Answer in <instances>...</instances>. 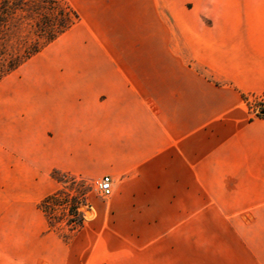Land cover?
<instances>
[{
    "label": "crops",
    "instance_id": "obj_1",
    "mask_svg": "<svg viewBox=\"0 0 264 264\" xmlns=\"http://www.w3.org/2000/svg\"><path fill=\"white\" fill-rule=\"evenodd\" d=\"M66 1L80 19L60 37L70 38L77 25L133 18L132 0ZM189 2L206 18V38L196 31L190 67L134 80L132 66L113 64L93 81L81 71L35 69L28 107L17 96L25 87L0 96L3 216L13 218L21 254L0 264H163L167 218L196 215L199 161L233 170L230 177L252 179L264 168V117L251 119L243 101L253 95L264 102V0ZM53 169L111 179L108 204L92 207L94 217L67 241L37 208L58 189L48 180Z\"/></svg>",
    "mask_w": 264,
    "mask_h": 264
},
{
    "label": "rangeland",
    "instance_id": "obj_2",
    "mask_svg": "<svg viewBox=\"0 0 264 264\" xmlns=\"http://www.w3.org/2000/svg\"><path fill=\"white\" fill-rule=\"evenodd\" d=\"M132 1L134 8L131 20L102 26L77 25L70 38L67 35L60 37L2 78L0 96L9 87H25L19 90L17 96L21 99L20 103L28 107L29 83L37 80L30 73L35 69H64L70 72L69 75H74L71 73L73 71H81L87 76L86 80L93 81L101 71L109 70L113 64L132 66L134 80L145 77L146 71L151 80H157L158 76H162L159 72L162 68L171 71L180 64L190 67L193 64L190 54L194 51L196 31L203 39L206 38L205 11L191 8L189 0ZM13 23L18 26L13 28V35L4 44L0 70L8 61L20 57L35 38L31 20L22 19L17 14ZM94 30H100L106 36L96 39L92 34ZM168 75L172 74L166 73ZM21 80L26 83L19 85L14 82ZM258 98L243 95L251 119L256 118L253 112L259 111L260 105L264 103L259 102ZM246 99L250 100L249 103H246ZM30 122L29 112L23 113L21 128L25 139L31 129ZM202 149L205 146L199 145L200 153ZM211 164L199 161L196 215L191 218L183 215L167 218L163 264H264V168L255 170L257 177L250 179L242 174L230 177L229 172L233 170L212 168ZM57 179L61 182L50 175L48 178L58 184L57 190L62 191L60 202H70L72 198L80 202L79 212L83 221L93 218L94 209H100L109 202V196H101L97 189L99 179H81L62 174H58ZM67 208L57 204L51 215L53 226L62 234L67 230L66 220L70 218ZM3 213L0 193V262L4 258L21 256L14 240L13 218L3 216ZM59 215L62 220L57 223Z\"/></svg>",
    "mask_w": 264,
    "mask_h": 264
},
{
    "label": "trees",
    "instance_id": "obj_3",
    "mask_svg": "<svg viewBox=\"0 0 264 264\" xmlns=\"http://www.w3.org/2000/svg\"><path fill=\"white\" fill-rule=\"evenodd\" d=\"M17 14L22 19L32 21V34L35 38L20 57L8 61L0 70V80L40 53L80 19L77 12L66 0H0V57L4 55L5 42L13 35V28L18 26L13 23ZM262 117H264V103L260 105V109L256 114V118ZM58 174L69 175L53 169L50 172V177L57 182H61L57 179ZM61 194L62 191L57 190L47 195L37 204V208L44 214L48 229L57 232L63 241H67L69 234L83 224V217L79 212L80 202H77L74 198L70 202H60ZM57 204L60 207L68 206L70 218L66 220L67 230L64 234L60 233L51 222L53 207ZM60 220H62L61 215L57 217V223Z\"/></svg>",
    "mask_w": 264,
    "mask_h": 264
},
{
    "label": "built area",
    "instance_id": "obj_4",
    "mask_svg": "<svg viewBox=\"0 0 264 264\" xmlns=\"http://www.w3.org/2000/svg\"><path fill=\"white\" fill-rule=\"evenodd\" d=\"M259 102L262 101V99L259 97L258 98ZM246 103H249V99L245 100ZM255 115L258 113V110H256L255 112H253ZM97 189L100 193L101 196L103 197H108L110 196L111 192H112V187H111V179L108 175L102 176L98 182H97Z\"/></svg>",
    "mask_w": 264,
    "mask_h": 264
}]
</instances>
